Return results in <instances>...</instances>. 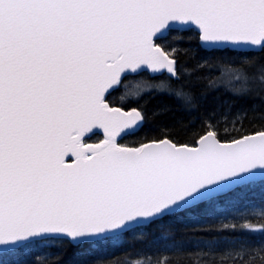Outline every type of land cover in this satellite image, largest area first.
<instances>
[{
    "label": "snow or ice",
    "instance_id": "snow-or-ice-1",
    "mask_svg": "<svg viewBox=\"0 0 264 264\" xmlns=\"http://www.w3.org/2000/svg\"><path fill=\"white\" fill-rule=\"evenodd\" d=\"M257 208L264 0H0V264H264Z\"/></svg>",
    "mask_w": 264,
    "mask_h": 264
},
{
    "label": "trees",
    "instance_id": "trees-1",
    "mask_svg": "<svg viewBox=\"0 0 264 264\" xmlns=\"http://www.w3.org/2000/svg\"><path fill=\"white\" fill-rule=\"evenodd\" d=\"M136 79H137L136 76L125 77V80H129V81H135ZM123 87H124V85L122 83L121 86H120V88L117 91L119 92V91L123 90ZM128 87L129 88H134L135 85H134V83H129ZM254 211H255V213L257 215H264V208H257Z\"/></svg>",
    "mask_w": 264,
    "mask_h": 264
}]
</instances>
